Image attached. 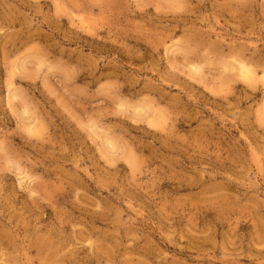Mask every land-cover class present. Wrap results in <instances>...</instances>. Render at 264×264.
<instances>
[{
  "label": "rangeland",
  "instance_id": "rangeland-1",
  "mask_svg": "<svg viewBox=\"0 0 264 264\" xmlns=\"http://www.w3.org/2000/svg\"><path fill=\"white\" fill-rule=\"evenodd\" d=\"M0 264H264V0H0Z\"/></svg>",
  "mask_w": 264,
  "mask_h": 264
}]
</instances>
